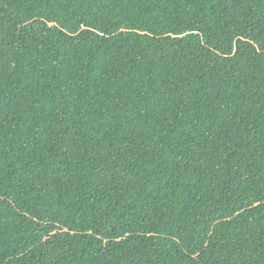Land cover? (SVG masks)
I'll return each mask as SVG.
<instances>
[{
  "label": "trees",
  "instance_id": "obj_1",
  "mask_svg": "<svg viewBox=\"0 0 264 264\" xmlns=\"http://www.w3.org/2000/svg\"><path fill=\"white\" fill-rule=\"evenodd\" d=\"M0 264H264V0H0Z\"/></svg>",
  "mask_w": 264,
  "mask_h": 264
}]
</instances>
